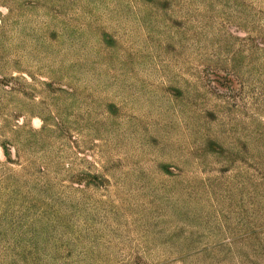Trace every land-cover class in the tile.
<instances>
[{"label": "rangeland", "instance_id": "1", "mask_svg": "<svg viewBox=\"0 0 264 264\" xmlns=\"http://www.w3.org/2000/svg\"><path fill=\"white\" fill-rule=\"evenodd\" d=\"M0 264H264V0H0Z\"/></svg>", "mask_w": 264, "mask_h": 264}]
</instances>
